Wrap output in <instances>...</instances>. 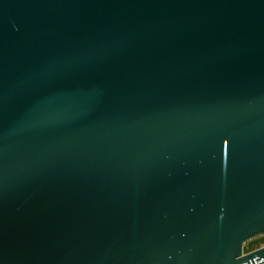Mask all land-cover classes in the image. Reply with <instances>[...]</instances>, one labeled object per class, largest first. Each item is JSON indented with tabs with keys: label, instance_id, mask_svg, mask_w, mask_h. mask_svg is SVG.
Segmentation results:
<instances>
[{
	"label": "water",
	"instance_id": "water-1",
	"mask_svg": "<svg viewBox=\"0 0 264 264\" xmlns=\"http://www.w3.org/2000/svg\"><path fill=\"white\" fill-rule=\"evenodd\" d=\"M264 0H0V264H264Z\"/></svg>",
	"mask_w": 264,
	"mask_h": 264
},
{
	"label": "rangeland",
	"instance_id": "rangeland-1",
	"mask_svg": "<svg viewBox=\"0 0 264 264\" xmlns=\"http://www.w3.org/2000/svg\"><path fill=\"white\" fill-rule=\"evenodd\" d=\"M261 245H264V236H257L247 241H244L241 245V251L242 253H246Z\"/></svg>",
	"mask_w": 264,
	"mask_h": 264
},
{
	"label": "built area",
	"instance_id": "built-area-1",
	"mask_svg": "<svg viewBox=\"0 0 264 264\" xmlns=\"http://www.w3.org/2000/svg\"><path fill=\"white\" fill-rule=\"evenodd\" d=\"M261 246H262V245H261ZM242 254H244V253H242V251H241V255H242ZM238 264H244V263H243V262H240V263H238Z\"/></svg>",
	"mask_w": 264,
	"mask_h": 264
}]
</instances>
